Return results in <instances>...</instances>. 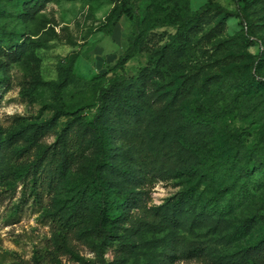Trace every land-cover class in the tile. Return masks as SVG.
<instances>
[{"label": "rangeland", "instance_id": "374dc122", "mask_svg": "<svg viewBox=\"0 0 264 264\" xmlns=\"http://www.w3.org/2000/svg\"><path fill=\"white\" fill-rule=\"evenodd\" d=\"M155 1L162 0L47 2L37 18L27 24L33 41L28 54L17 61L0 58V63H5L4 81L0 84V140L21 131L19 140L5 150L0 164V264H156L174 248L180 251L187 243L201 240L207 242L214 257L230 259L264 233V180L250 181L248 196L230 214L236 224L254 215L259 223L244 236H231V242H226L231 231L216 232L205 226L165 224L134 232L132 224L126 223L116 225L118 237L100 252L102 239L93 230L92 217L80 226L65 225L83 168H74L63 182L50 173L51 168L56 171L53 155L62 145L61 135L68 119L62 113L82 107L94 95L81 82L68 90L60 88V66L77 52L78 77L91 80L106 71L125 53L134 23L147 21ZM185 1L193 15L213 4L239 15L229 16L222 30L215 29L218 18L193 40L183 58L181 73L183 80L192 77L190 82L195 84L188 101L206 99L231 70L252 76L259 66L264 77V0H245L250 4L248 9L240 8L239 0ZM116 2L130 5L134 19L124 15L115 26L107 24ZM0 8L6 11L4 17L10 15L11 8L5 1L0 0ZM245 19L252 24L250 32ZM8 23L10 28L16 25L11 17ZM174 32L172 26H147L145 50L128 62V74L138 75L142 68L150 66L154 52ZM202 83H212L208 94L197 89ZM242 131L247 134L246 150L264 157V86L253 87L239 108L220 124L219 136H212L208 146L214 157L224 162L229 152L228 135ZM261 170L264 173V165L257 172ZM193 185L195 182L189 179H160L147 187L144 202L157 210L179 199ZM135 217L142 214L136 212ZM123 249L129 252L124 253ZM174 264L207 263L197 258H179Z\"/></svg>", "mask_w": 264, "mask_h": 264}, {"label": "trees", "instance_id": "16d2710c", "mask_svg": "<svg viewBox=\"0 0 264 264\" xmlns=\"http://www.w3.org/2000/svg\"><path fill=\"white\" fill-rule=\"evenodd\" d=\"M3 1L10 6L11 13L4 17L6 11L0 8V58L21 60L33 43L27 24L53 0ZM238 5L248 9L250 4L239 0ZM131 10L130 5L116 2L106 23L115 26L124 15L134 19ZM150 10L147 21L134 23L129 47L106 71L91 80L78 77L77 52L60 66L63 70L57 82L60 88L68 90L81 82L94 97L82 107L63 111L62 115L68 119L61 135L62 145L53 155L56 171L51 168L50 173L52 178L63 182L69 172L82 166L76 200L68 209L65 225L80 226L92 217L93 230L102 239L100 252L118 237L117 224L131 223L134 232L165 224L205 226L216 232L231 231L226 240L231 242V236H244L259 223L254 215L236 224L230 214L248 196L249 182L264 180L262 170L257 172L264 165V157L246 150L244 131L228 135L229 152L224 162L215 158L208 146L212 136H219L220 124L239 108L245 94L255 86H264L261 68L256 66L252 76L231 70L211 93L207 88L212 83H202L197 89L209 94L198 101H188L195 84L190 82L192 77L183 80L181 74L183 58L193 40L218 18L215 29L222 30L229 16H239L238 13L213 4L193 15L185 0L155 1ZM10 17L16 22L13 28L9 27ZM244 21L250 32L251 22ZM147 26L151 29L172 26L175 32L154 52L150 66L142 68L138 75H129L128 62L145 50ZM4 65L0 63V84L4 81ZM37 133L35 130L34 135ZM20 135L21 131L14 132L0 140V164L5 150ZM160 179H189L195 185L174 202L153 210L144 202L147 187ZM136 212L142 217L136 218ZM177 249L156 264H174L179 258H197L207 264H264V233L230 259L214 257L203 240Z\"/></svg>", "mask_w": 264, "mask_h": 264}]
</instances>
